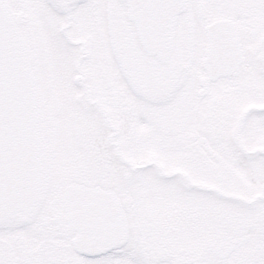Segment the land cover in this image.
Here are the masks:
<instances>
[{"label": "snow or ice", "instance_id": "1", "mask_svg": "<svg viewBox=\"0 0 264 264\" xmlns=\"http://www.w3.org/2000/svg\"><path fill=\"white\" fill-rule=\"evenodd\" d=\"M0 264H264V0H0Z\"/></svg>", "mask_w": 264, "mask_h": 264}]
</instances>
